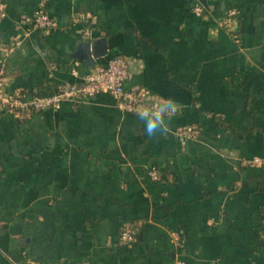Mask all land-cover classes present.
Segmentation results:
<instances>
[{
	"label": "crops",
	"instance_id": "obj_1",
	"mask_svg": "<svg viewBox=\"0 0 264 264\" xmlns=\"http://www.w3.org/2000/svg\"><path fill=\"white\" fill-rule=\"evenodd\" d=\"M41 1L0 0L9 92H54L124 55L125 87L176 111L149 137L107 92L22 119L0 110V264H264V0H46L59 27L26 33ZM231 6L236 33L220 24ZM76 12L95 21L93 64L77 57ZM127 225L138 239L123 246Z\"/></svg>",
	"mask_w": 264,
	"mask_h": 264
},
{
	"label": "built area",
	"instance_id": "obj_2",
	"mask_svg": "<svg viewBox=\"0 0 264 264\" xmlns=\"http://www.w3.org/2000/svg\"><path fill=\"white\" fill-rule=\"evenodd\" d=\"M195 10L200 15L204 13L201 7H196ZM237 15L238 10L230 7L226 16L220 20V24L224 28L236 33L234 25ZM72 20L74 24L81 26L84 39L92 40L95 33L93 16L83 12H76ZM20 23L25 26L24 31L26 33L32 30L50 32L59 27L58 20L52 17L46 10V0H42L38 8L31 15L24 16L20 20ZM19 42L18 40L17 43ZM73 71L77 74L75 69ZM132 71L133 66L131 60L124 55H116L109 59L106 65H97L85 74L82 82L64 83L58 87L57 92L51 95L32 93L25 89L9 92L5 87L4 77L0 72V110L22 119L47 109L57 110L66 101L75 104L79 103L101 92L112 94L116 98L118 108L128 113L136 114L140 108L161 104L149 90L141 87H132L129 89L125 87L126 82L132 76ZM176 134L185 143L186 140L196 136V129L190 125L184 126L178 128ZM148 173L154 180H160L162 178V172L159 168L152 167ZM138 232L139 228L137 225L125 226L120 233V244L128 246L135 243L138 239ZM30 264L40 263L31 262ZM174 264L188 263L184 258L176 256Z\"/></svg>",
	"mask_w": 264,
	"mask_h": 264
},
{
	"label": "clouds",
	"instance_id": "obj_3",
	"mask_svg": "<svg viewBox=\"0 0 264 264\" xmlns=\"http://www.w3.org/2000/svg\"><path fill=\"white\" fill-rule=\"evenodd\" d=\"M175 111L174 102L168 100L155 106L140 108L136 114L143 122L145 134L152 137L168 133L169 121Z\"/></svg>",
	"mask_w": 264,
	"mask_h": 264
},
{
	"label": "water",
	"instance_id": "obj_4",
	"mask_svg": "<svg viewBox=\"0 0 264 264\" xmlns=\"http://www.w3.org/2000/svg\"><path fill=\"white\" fill-rule=\"evenodd\" d=\"M80 48H81L82 52L80 54H77V57L79 59H83L85 57V58H87L89 64H93L95 61L96 54H94V52H93L92 40H88L86 42H83L80 45Z\"/></svg>",
	"mask_w": 264,
	"mask_h": 264
},
{
	"label": "trees",
	"instance_id": "obj_5",
	"mask_svg": "<svg viewBox=\"0 0 264 264\" xmlns=\"http://www.w3.org/2000/svg\"><path fill=\"white\" fill-rule=\"evenodd\" d=\"M233 7V6H231ZM58 90V89H57ZM55 92L57 91H54V92H50V93H44V92H39L41 95H51V94H54ZM262 225H263V221H262ZM264 240V239H263Z\"/></svg>",
	"mask_w": 264,
	"mask_h": 264
}]
</instances>
